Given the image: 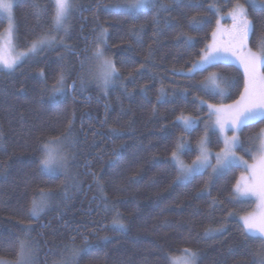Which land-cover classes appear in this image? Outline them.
<instances>
[{"label":"trees","instance_id":"trees-1","mask_svg":"<svg viewBox=\"0 0 264 264\" xmlns=\"http://www.w3.org/2000/svg\"><path fill=\"white\" fill-rule=\"evenodd\" d=\"M38 2L47 6L48 0ZM114 2L77 0L82 10L73 13L70 32L57 34L63 43L45 47L13 72L0 71V258L15 263L24 240L33 246L34 264H61L72 248L81 250L75 264H171L185 249L196 253V264H253L262 246L259 238L245 236L240 218L255 212L256 204L233 194L244 169L231 166L219 177L207 170L178 183L171 158L184 143L191 146L185 161H194L211 121L207 105H230L243 91L244 72L235 64L188 74L211 44L217 19L243 4L256 25L249 47L258 53L264 13L246 0H158L165 9L131 19L110 14L107 6ZM30 3L14 0L20 51L50 31L51 17L35 19ZM197 20L205 23L194 30ZM6 25L0 16V35ZM99 29H106L105 55L118 73L107 91L91 78L83 89L79 82L81 72L93 67L85 61L82 70L81 61L91 57ZM61 73L63 95L52 98ZM213 73L223 81L224 96L204 91ZM181 115L199 124L184 132ZM261 129L264 123L256 122L242 130L249 162ZM65 135L70 140L63 154L76 187L64 173L40 171L41 144ZM208 135L209 149L220 152L222 139ZM41 192L51 198L34 218L31 201ZM114 219L124 228H114Z\"/></svg>","mask_w":264,"mask_h":264},{"label":"snow or ice","instance_id":"snow-or-ice-1","mask_svg":"<svg viewBox=\"0 0 264 264\" xmlns=\"http://www.w3.org/2000/svg\"><path fill=\"white\" fill-rule=\"evenodd\" d=\"M249 7L253 11L264 13V5H258L256 0H246ZM30 8L35 19L39 20L44 16H50V31L41 34L34 40L26 51L20 56L12 60L0 58V71L12 72L16 69L21 60L30 58L42 51L45 47H51L57 43H63L59 33L67 35L71 30L70 20L73 13L77 10H82L77 4V0H48L47 6H41L38 0H31ZM217 5L210 3L209 9H216ZM160 8L165 9L164 4H159L158 0H115L114 3L107 6L110 14L126 15L131 19H136L138 14L147 9ZM0 12L6 14L9 23V38L10 42L14 36L16 29L13 17V4L11 0H0ZM228 16L232 21L231 30L228 32L229 40L225 45L224 50L216 47L215 44L208 45L204 50V55L201 59L192 64L189 69V75L196 72H206L214 66H218L220 62H233L232 56H235L240 65L244 68V86L240 92L239 98L230 105H212L208 104L210 110L209 119L213 116L216 118L215 123L210 127L206 125L205 136L200 144V154L197 160L193 162L190 168H185L183 163L178 160L177 152L172 153V162L177 167L179 182L189 181L195 175L204 172L208 168H212L214 176H222L231 166H243L244 171L249 173L247 178L241 176L234 185L233 194L235 197L242 199H250L255 197L261 207H264V129H261L257 139L261 141V149L259 159L255 163L249 165L242 157H237L236 152L244 149L239 135L247 126L254 125L256 122L264 123V72L259 69H264V40H261L258 47L259 52H253L247 47V41L250 35H253L256 30V25L250 19L248 10L243 4L236 3L228 12ZM205 23L203 20H197L193 23L194 30H199V26ZM217 30L212 32L213 40L219 31L220 21L217 19ZM55 33V34H54ZM135 34V30H133ZM106 29H99V36L95 41V47L91 57H85L81 61V69L85 67V61L95 62L94 67H89L87 71H82L79 77L80 86L83 89L89 78L95 80L98 86L107 91L114 79L118 78L117 68L114 62L106 57L105 48L107 42L105 39ZM191 44V38L185 41ZM43 75V73H41ZM222 79L215 73L208 77L204 91L211 92L215 95L224 96L225 90L221 87ZM73 89L76 87V82H73ZM64 90V75L61 73L57 84L52 88V98L58 95H63ZM201 104L206 103L201 100ZM178 120L183 125L184 132H190L195 128L197 121L192 118H185L183 115L178 117ZM217 136L219 142L223 139L224 147L221 152L213 155L208 150L211 143V138L208 132ZM231 132V138L228 133ZM70 140V135H65L62 138L49 140L41 144L42 158L40 159V171L42 173L52 174L53 172H63L66 177L72 179L73 187L77 186L75 178L68 176L67 156L63 154L64 148ZM182 150H191L189 144L181 143L178 145ZM255 159V157H254ZM215 160V165L212 161ZM55 163V168L53 164ZM67 189V186H65ZM102 191V189H101ZM67 197V191L64 193ZM51 198V194L41 192L39 199L33 198L31 201V214L35 218ZM243 222V230L246 237L259 238L262 250L255 254L253 264H264V212L258 216L241 217ZM114 228L123 229L124 225L118 219L113 221ZM32 229H23L25 232H30ZM85 249L87 251V237H84ZM66 250H67V246ZM80 249L72 248L70 255L62 259L61 264H75L77 257L80 254ZM183 264H196V253L189 249L184 250ZM35 252L31 244L24 240L18 241V251L16 253L15 264H34ZM0 264H9L8 261L0 258Z\"/></svg>","mask_w":264,"mask_h":264},{"label":"rangeland","instance_id":"rangeland-1","mask_svg":"<svg viewBox=\"0 0 264 264\" xmlns=\"http://www.w3.org/2000/svg\"><path fill=\"white\" fill-rule=\"evenodd\" d=\"M11 2H12V4H13V6H14V0H11ZM256 3L258 4V5H260L257 1H256ZM0 16L6 21V23H7V25H6V29H5V31L0 35V58H3V59H5V60H12V59H15L16 57H18V56H20V54L22 53V52H24V51H20V50H18L17 49V47H16V45H15V38H14V36H13V38H12V40H11V42H10V38H9V23H8V20H7V17H6V14H4V13H2V12H0ZM13 17H14V13H13ZM220 24H219V31L217 32V36L215 37V41L213 40V37H212V41H211V44H215V46L216 47H218V48H220L221 49V51H223L224 50V47H225V45H227V43H228V40H229V36H228V32L231 30V26H232V21H231V19H230V17L229 16H227V17H221L220 18ZM14 23H15V21H14ZM218 27V26H217ZM216 30H217V28H216ZM215 30V31H216ZM250 37V36H249ZM210 44V45H211ZM247 47L250 49V47H249V39H248V41H247ZM31 57V56H30ZM29 58H27V59H24V60H21V62L18 64V66L16 67V69L25 61V60H28ZM232 61L233 62H220V63H228V64H235V65H237L238 67H240L241 68V70L244 72V68L240 65V63H239V61L237 60V58L235 57V56H232ZM198 62V61H197ZM95 66V62H94V64H93V67ZM15 69V70H16ZM14 70V71H15ZM259 71H261V72H264V69H259ZM6 72H8V71H6ZM13 72V71H12ZM189 74V73H188ZM210 111V110H209ZM185 118H189V117H185ZM215 117L213 116L212 118H211V121H210V123H209V127L211 126V125H213L214 123H215ZM195 120V119H194ZM197 121V123H196V126L199 124V121L198 120H196ZM180 122V121H179ZM181 123V122H180ZM182 124V123H181ZM231 132H229L228 133V136H229V138H231ZM239 139H240V141H243L242 140V138H241V134L239 135ZM222 141H223V139H222ZM201 144V143H200ZM243 145V144H242ZM200 146V145H199ZM224 147V146H223ZM244 149H248L247 147H244ZM257 149H258V151H257V153H256V156H255V159H254V161H252V162H249L248 160H247V158L245 157V155H247V154H249V152L250 151H248V152H246V151H244L243 149H241V150H239V151H237L236 152V156L237 157H242L243 158V160H246L247 162H248V164L249 165H251V164H253V163H255L256 162V160L257 159H259V156H260V149H261V141L258 139V143H257ZM208 150L209 151H211V153L213 154V155H215L216 153H218V152H214V151H212V150H210L209 148H208ZM249 150V149H248ZM187 152V150H182V151H177V158H178V160L179 161H181L182 163H183V165H184V167L185 168H190L191 166H192V164H193V162L194 161H196L197 160V158L194 160V161H192L191 163H187L186 161H185V159H184V154ZM198 152H199V154H200V147L198 148ZM221 152V151H220ZM244 153H245V155H244ZM172 159V158H171ZM212 163H213V165H215V160H213L212 161ZM233 166H236V165H233ZM53 167L55 168V163L53 164ZM238 167H242L243 168V166H238ZM244 169V168H243ZM207 170H210V172L212 173V175H213V172H212V168H208V169H206L204 172H206ZM204 172H202V173H204ZM63 172H53L52 174H62ZM202 173H199V174H202ZM198 175V174H197ZM243 176H245V178H247V176L249 175V173H243L242 174ZM241 175V176H242ZM214 176V175H213ZM240 176V177H241ZM193 178V177H192ZM191 178V179H192ZM190 179V180H191ZM240 179V178H239ZM189 180V181H190ZM178 181V180H177ZM189 181H186V182H189ZM186 182H179L178 181V183H186ZM238 199H240V200H245V199H242V198H240V197H237ZM247 200H250V201H254L255 202V204H256V210H255V212H253L252 214H249V215H244V216H242V217H248V216H258L261 212H264V207H261L260 206V203H259V201L255 198V197H251L250 199H247ZM240 220H241V218H240ZM241 223H242V225H243V222H242V220H241ZM184 254V253H183ZM181 255V256H176V257H173L172 259H171V264H183V261H184V255ZM196 261H197V259H196ZM9 264H15V263H11V262H9Z\"/></svg>","mask_w":264,"mask_h":264},{"label":"water","instance_id":"water-1","mask_svg":"<svg viewBox=\"0 0 264 264\" xmlns=\"http://www.w3.org/2000/svg\"><path fill=\"white\" fill-rule=\"evenodd\" d=\"M73 88V87H72Z\"/></svg>","mask_w":264,"mask_h":264}]
</instances>
